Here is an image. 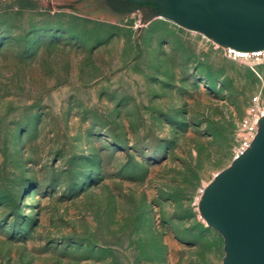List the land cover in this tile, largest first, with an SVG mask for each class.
Listing matches in <instances>:
<instances>
[{"label":"rangeland","instance_id":"rangeland-1","mask_svg":"<svg viewBox=\"0 0 264 264\" xmlns=\"http://www.w3.org/2000/svg\"><path fill=\"white\" fill-rule=\"evenodd\" d=\"M31 1L0 0V264H219L197 200L264 112V51L145 4Z\"/></svg>","mask_w":264,"mask_h":264},{"label":"water","instance_id":"water-1","mask_svg":"<svg viewBox=\"0 0 264 264\" xmlns=\"http://www.w3.org/2000/svg\"><path fill=\"white\" fill-rule=\"evenodd\" d=\"M136 9L147 0H130ZM145 13L202 33L222 47L264 48V0H151ZM89 13H98L86 3ZM114 16L128 10L110 8ZM146 19L144 20V22ZM249 144L202 187L197 210L222 237L219 264H264V112Z\"/></svg>","mask_w":264,"mask_h":264},{"label":"built area","instance_id":"built-area-1","mask_svg":"<svg viewBox=\"0 0 264 264\" xmlns=\"http://www.w3.org/2000/svg\"><path fill=\"white\" fill-rule=\"evenodd\" d=\"M228 52H233L229 47H224ZM235 54V53H234ZM238 55V54H237ZM250 111L248 112V116L242 118L239 122V131H240V140L238 145L235 148L234 154L237 152H241L246 146L249 144L251 138L253 137L256 127H257V118L262 112V110L258 109V97L256 95H252L250 98Z\"/></svg>","mask_w":264,"mask_h":264},{"label":"trees","instance_id":"trees-1","mask_svg":"<svg viewBox=\"0 0 264 264\" xmlns=\"http://www.w3.org/2000/svg\"><path fill=\"white\" fill-rule=\"evenodd\" d=\"M125 1H129L130 0H125ZM15 2L20 6V7H31L33 4H32V1L31 0H15ZM130 4L133 6H136L137 4L135 3H132L130 2ZM146 5H151L152 6V1L151 0H147ZM129 7V6H128Z\"/></svg>","mask_w":264,"mask_h":264},{"label":"bare ground","instance_id":"bare-ground-1","mask_svg":"<svg viewBox=\"0 0 264 264\" xmlns=\"http://www.w3.org/2000/svg\"><path fill=\"white\" fill-rule=\"evenodd\" d=\"M230 48V47H229ZM231 50L234 51L235 54H238V55H245V54H258V53H261L264 51V48L263 49H259V50H254V51H242V50H236V49H233V48H230ZM259 51V52H258ZM238 154V152H237ZM236 155V154H235Z\"/></svg>","mask_w":264,"mask_h":264},{"label":"flooded vegetation","instance_id":"flooded-vegetation-1","mask_svg":"<svg viewBox=\"0 0 264 264\" xmlns=\"http://www.w3.org/2000/svg\"><path fill=\"white\" fill-rule=\"evenodd\" d=\"M120 1H125V0H120ZM126 2H129V1H126ZM130 2H131V1H130ZM130 2H129V3H130ZM132 3H133V2H132ZM145 5H146V4H145Z\"/></svg>","mask_w":264,"mask_h":264}]
</instances>
